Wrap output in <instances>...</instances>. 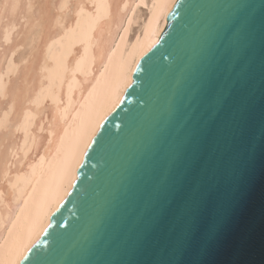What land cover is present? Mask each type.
<instances>
[{
  "label": "water",
  "instance_id": "95a60500",
  "mask_svg": "<svg viewBox=\"0 0 264 264\" xmlns=\"http://www.w3.org/2000/svg\"><path fill=\"white\" fill-rule=\"evenodd\" d=\"M133 80L20 264H264V0H176Z\"/></svg>",
  "mask_w": 264,
  "mask_h": 264
},
{
  "label": "bare ground",
  "instance_id": "6f19581e",
  "mask_svg": "<svg viewBox=\"0 0 264 264\" xmlns=\"http://www.w3.org/2000/svg\"><path fill=\"white\" fill-rule=\"evenodd\" d=\"M176 0H0V264H20Z\"/></svg>",
  "mask_w": 264,
  "mask_h": 264
},
{
  "label": "snow or ice",
  "instance_id": "6c2138e0",
  "mask_svg": "<svg viewBox=\"0 0 264 264\" xmlns=\"http://www.w3.org/2000/svg\"><path fill=\"white\" fill-rule=\"evenodd\" d=\"M156 43L158 44V43H160V41L157 40ZM152 47H155V44H153ZM149 51H151V49H149ZM145 55H147V53H145ZM140 70H141V69H140V66L138 65V66H137V71H140ZM135 83H136V81L133 80V81H132L127 87L130 88V87H132V85L135 84ZM209 101H210L211 104H215V105H217V106H220V105H222V104L224 103V96H223V93L220 91L219 88H216V87H213V88H212V90L210 91ZM119 103H123V101H122V100H121V101H118V104H119ZM101 127H103V125H101ZM92 143H96L95 138H93ZM88 147H91V144H89ZM85 155H87V153H85ZM82 166H83V165H81V167H82ZM57 210H58V209H57ZM49 227H51V224L49 225ZM28 251L31 252V251H32V248H29ZM28 260H29V257H28L27 255H23V256L21 257V261H22V262H23V261H28Z\"/></svg>",
  "mask_w": 264,
  "mask_h": 264
}]
</instances>
